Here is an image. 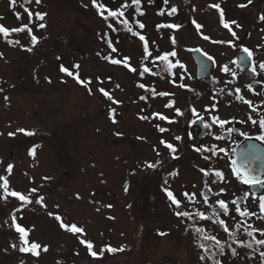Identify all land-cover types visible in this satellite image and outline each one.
<instances>
[{
  "label": "rangeland",
  "instance_id": "rangeland-1",
  "mask_svg": "<svg viewBox=\"0 0 264 264\" xmlns=\"http://www.w3.org/2000/svg\"><path fill=\"white\" fill-rule=\"evenodd\" d=\"M114 1L0 0V264H113V241L134 245V264L144 257L163 156L140 137V104L126 105L136 91L124 71L141 72L145 49L127 37L216 51L224 31L264 24V0Z\"/></svg>",
  "mask_w": 264,
  "mask_h": 264
},
{
  "label": "flooded vegetation",
  "instance_id": "flooded-vegetation-1",
  "mask_svg": "<svg viewBox=\"0 0 264 264\" xmlns=\"http://www.w3.org/2000/svg\"><path fill=\"white\" fill-rule=\"evenodd\" d=\"M114 2L113 8L118 5ZM160 4L161 0L148 3L157 8ZM127 12L120 18L129 20ZM222 13L221 9L224 20ZM111 20V32L105 36L113 46L112 66L119 67L117 61L125 58L116 48L122 32L116 29L118 17ZM262 25L255 32L223 30L231 42L216 51L202 42L183 53L174 38L172 48L155 41L151 50L148 34L127 37L145 49L141 72L134 71L135 63L130 72L124 71L135 74L131 80L136 92L126 105L140 104V137L145 144L155 143L163 156L153 167L161 183L155 196L161 208L152 209L162 219L149 220V235L141 248L144 257L135 264H264ZM193 50L209 59L203 72H198ZM126 57L131 61L128 53ZM154 96L157 103L152 106L149 98ZM237 154L241 170L236 168ZM172 176L174 182L166 184ZM133 249L134 245L113 241V264H134L138 250Z\"/></svg>",
  "mask_w": 264,
  "mask_h": 264
},
{
  "label": "water",
  "instance_id": "water-1",
  "mask_svg": "<svg viewBox=\"0 0 264 264\" xmlns=\"http://www.w3.org/2000/svg\"><path fill=\"white\" fill-rule=\"evenodd\" d=\"M206 9L208 11H212L213 10V7L211 5H207L206 6ZM192 57L193 59L196 61L197 63V69H198V72H203L205 69H207L210 65V62H209V59H207L202 53H200L198 50H193L192 51ZM238 161H239V156L237 154L236 156V162H237V166L236 168L238 170H241V168L239 167L238 165Z\"/></svg>",
  "mask_w": 264,
  "mask_h": 264
}]
</instances>
